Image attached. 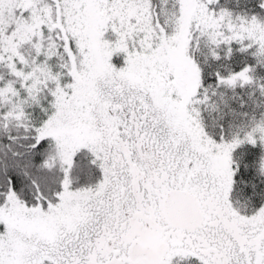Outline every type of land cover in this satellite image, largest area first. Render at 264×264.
I'll return each mask as SVG.
<instances>
[{
	"label": "snow or ice",
	"instance_id": "obj_1",
	"mask_svg": "<svg viewBox=\"0 0 264 264\" xmlns=\"http://www.w3.org/2000/svg\"><path fill=\"white\" fill-rule=\"evenodd\" d=\"M0 264H264V0H0Z\"/></svg>",
	"mask_w": 264,
	"mask_h": 264
}]
</instances>
